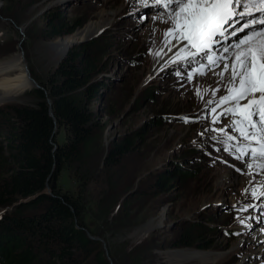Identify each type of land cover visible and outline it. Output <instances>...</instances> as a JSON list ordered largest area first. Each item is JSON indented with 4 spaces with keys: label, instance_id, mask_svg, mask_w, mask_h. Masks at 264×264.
Listing matches in <instances>:
<instances>
[{
    "label": "rangeland",
    "instance_id": "374dc122",
    "mask_svg": "<svg viewBox=\"0 0 264 264\" xmlns=\"http://www.w3.org/2000/svg\"><path fill=\"white\" fill-rule=\"evenodd\" d=\"M138 1L0 0V61L16 59L10 70L13 75L21 72L22 55L33 79L27 90L0 101V147L6 143L7 131L18 127L12 107L34 106L39 100L36 90L46 93L59 63L85 46L100 71L88 82L95 84L96 91L84 105L91 119L89 139L78 158L66 160L43 191L58 197L69 195L81 205L75 228L86 232L91 249L100 253L103 264H263L264 246L258 233L251 238L253 232L232 235L223 231L237 227L232 224L234 211L228 213L223 206L249 203L264 172L256 175L252 167L241 170L237 162L217 161L202 151L199 154L195 144L204 143L203 125L164 117L166 112L184 114L199 108L203 97L222 90H214L217 76L213 74L186 93L172 87L169 68L175 40L171 44L169 38L159 40L171 22L154 8L124 15ZM101 12L109 24L70 46L60 59L52 43L82 30ZM57 21L80 25L69 34L48 37ZM158 46L164 47L168 61L156 69V77L147 79ZM108 75L117 80L110 81ZM163 107L165 111H161ZM54 123L53 150L70 139L68 128ZM126 137L133 142L117 157L120 152L112 147ZM110 150L114 156L106 161ZM113 157H117L116 163ZM178 165L188 169L189 175H175L167 190L156 189L155 177L175 173ZM28 201L21 198L15 203ZM13 205L0 207V215L12 214ZM185 233H192L191 239L202 246H174ZM36 249L32 251L36 253ZM176 250L205 254L185 260L174 257ZM32 264L56 262L42 257ZM81 264L96 262L87 258Z\"/></svg>",
    "mask_w": 264,
    "mask_h": 264
},
{
    "label": "trees",
    "instance_id": "16d2710c",
    "mask_svg": "<svg viewBox=\"0 0 264 264\" xmlns=\"http://www.w3.org/2000/svg\"><path fill=\"white\" fill-rule=\"evenodd\" d=\"M57 22L51 25L48 37L69 34L80 25L75 22V26H68L64 21ZM94 61L87 48L81 47L73 57H66L59 63L51 74L46 93L36 90L39 100L34 106L12 107L18 127L7 131L6 143L0 147V207L12 204L17 207L13 205L12 214L5 212L0 215V264H32L42 257L53 259L56 264H81L87 258L103 264L100 253L91 249L86 232L75 228L74 221L81 205L74 203L69 195L58 197L43 191L46 182L66 160L78 158L89 139L88 122L91 119L84 105L96 91L95 84L88 83L93 75L100 72L99 68L95 69ZM47 98L50 104L46 102ZM54 120L68 128L70 139L53 150L51 130ZM132 142L126 137L114 145L115 152H120L117 157L129 150ZM111 154L110 150L106 161L112 158ZM116 158L113 157V163L118 161ZM175 169V173L155 177L153 184L156 189L167 190L168 182L175 175H189V170L180 165ZM32 195L25 204L15 203ZM27 208L38 211L30 213L25 210ZM190 235L192 233L180 235L174 246H202ZM34 247L37 248L36 253L32 251Z\"/></svg>",
    "mask_w": 264,
    "mask_h": 264
},
{
    "label": "snow or ice",
    "instance_id": "6c2138e0",
    "mask_svg": "<svg viewBox=\"0 0 264 264\" xmlns=\"http://www.w3.org/2000/svg\"><path fill=\"white\" fill-rule=\"evenodd\" d=\"M140 3L143 8L157 9L158 15L168 16L171 22L165 33L168 43L173 39L176 44L187 41L180 52L187 48V56L191 58L188 62L199 65L200 76L205 75V67L212 71L222 65L221 71L213 74L227 82L228 94L206 104L216 103L219 107L227 103L224 115L235 116L239 111L240 118L233 119L230 125L239 137L224 134L229 141L238 140L233 146L239 153L236 159L245 167H252L244 161L248 156L259 162L257 167L264 171V0H140ZM217 44L227 56L217 53ZM197 56L206 60L207 65L196 60ZM210 111L215 113L216 108ZM260 187L264 188V181H260ZM252 195H257L254 190Z\"/></svg>",
    "mask_w": 264,
    "mask_h": 264
},
{
    "label": "bare ground",
    "instance_id": "6f19581e",
    "mask_svg": "<svg viewBox=\"0 0 264 264\" xmlns=\"http://www.w3.org/2000/svg\"><path fill=\"white\" fill-rule=\"evenodd\" d=\"M104 14L105 12H103V14L102 12L99 13L98 19L90 21V23H88L85 28L76 32L75 34L69 37H65L64 39H58L57 41L52 43L51 46L54 47V49L57 52V55L60 56L65 49L69 48V45L71 43L78 42L82 38H88L89 36L97 33L99 30L107 26L109 24V19L105 20L103 17ZM10 59L6 58L0 61V101L3 98H5L7 95L14 96L17 93L23 92L25 89L27 90L28 87L31 86V83L33 82V79L30 77L28 73V68L26 66L25 61L22 58V55H19L21 72H16L13 75L10 74V70L14 66L13 63H16L17 61H15L16 59L13 60ZM166 60L168 61V55L165 54L164 47L158 46L155 51L154 67L151 71V74L148 75L147 79L156 77L158 75L157 72L155 73L156 69L161 68ZM254 236L255 233L253 232L251 238H254ZM175 252L176 253H174V257L178 255L179 257L185 260H190L191 257H196V256L203 258L204 257L203 254H205L200 252L195 253L192 251L185 252L184 250H176ZM257 257L258 255L255 258Z\"/></svg>",
    "mask_w": 264,
    "mask_h": 264
},
{
    "label": "water",
    "instance_id": "95a60500",
    "mask_svg": "<svg viewBox=\"0 0 264 264\" xmlns=\"http://www.w3.org/2000/svg\"><path fill=\"white\" fill-rule=\"evenodd\" d=\"M77 42H73V43H71L70 45H69V47L70 46H72V45H74V44H76ZM68 49V48H67ZM67 49H65L63 52H62V54L60 55V59L64 56V54H65V52L67 51ZM32 87H34V85L32 84ZM47 103L48 104H50V102L47 100ZM49 115H51V112L49 111ZM34 195H32V196H28V197H25V199H30V198H32Z\"/></svg>",
    "mask_w": 264,
    "mask_h": 264
}]
</instances>
